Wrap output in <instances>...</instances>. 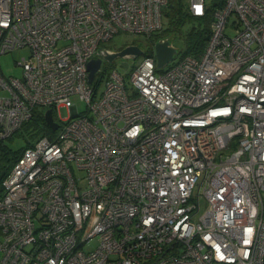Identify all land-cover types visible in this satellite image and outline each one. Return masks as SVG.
I'll return each mask as SVG.
<instances>
[{"label":"built area","instance_id":"obj_1","mask_svg":"<svg viewBox=\"0 0 264 264\" xmlns=\"http://www.w3.org/2000/svg\"><path fill=\"white\" fill-rule=\"evenodd\" d=\"M185 1L215 4L202 52L122 74L102 43L159 31L169 0H0V54L29 48L0 140L34 107L58 123L1 181L0 264H264V0Z\"/></svg>","mask_w":264,"mask_h":264},{"label":"trees","instance_id":"obj_2","mask_svg":"<svg viewBox=\"0 0 264 264\" xmlns=\"http://www.w3.org/2000/svg\"><path fill=\"white\" fill-rule=\"evenodd\" d=\"M213 6H215V4L211 3V5L207 7L204 15L194 16L188 12L187 6L184 8L181 3L175 2L174 0H169L167 6L163 9V13L169 17L171 25H169V27L165 30L159 32L157 31L151 35H148L146 40L149 42V45L148 43L146 44L141 41L134 40L130 41L129 43H125L124 46L135 44L142 48L144 51L143 55H153L152 43L154 44L157 39L170 37L169 34H167L169 28L174 27L176 29H180L186 20H190V26L183 32L185 48L184 50L179 49V54L181 56H198L202 52L210 35V23L212 11L214 10ZM44 110L45 108L42 107H34L32 109L30 118L18 129L19 131H25L24 133H21V137L24 142L23 146L14 148L5 143L6 138L0 140V196L2 195L3 191L1 181L8 173L13 163L20 157L23 150L26 147L32 145L33 142L43 134L52 133V129L46 124L44 120ZM53 114L55 115L54 109ZM13 134L7 138H10ZM262 217H264V208H262Z\"/></svg>","mask_w":264,"mask_h":264},{"label":"rangeland","instance_id":"obj_3","mask_svg":"<svg viewBox=\"0 0 264 264\" xmlns=\"http://www.w3.org/2000/svg\"><path fill=\"white\" fill-rule=\"evenodd\" d=\"M174 1L181 3L184 8H186V6H187V3L185 0H174ZM231 20H232V18L229 19V21H231ZM190 24H191V21L186 20L184 22V24L180 27V29H176L174 27L168 29L167 34H169V36L172 37V45L175 48H178L180 50H184L185 40L183 37V32L190 26ZM169 25H171L169 17L163 13V15H162V27L159 31L167 29L169 27ZM233 30H234L233 25L230 24V25H228L226 33L229 35H232ZM147 37L148 36H146V35H136V34H129V33H125V32H119V33L114 34L110 40L102 43V45L119 51L120 49H122L124 47L125 43H129L130 41H134V40H138V41H141V42L146 43V44L148 43V45H149V42L146 40ZM161 39H165V38H161ZM153 45L154 44L152 43V47H153ZM28 55H29V48L28 47L17 48V49H14L12 51H8L4 54H0V73L5 78H7L8 76H11V75L21 76L22 69H21V66L18 64V62L21 60L22 57H27ZM142 55H140V56H142ZM140 56H138L137 58H139ZM124 60L127 61L129 64V66L127 68H124L123 66L120 65L121 61H124ZM135 61L136 60L131 58V57H127V58L116 57L113 60V63H108L109 64L108 66H112V67L114 66V67H116V69L120 73L126 74L132 70ZM101 88H102V83L99 86V89H101ZM2 93H4V92H2ZM72 99H73V101H76L75 103L77 104L78 111L82 112L85 108L84 102L79 100L77 97H73ZM59 112H60V115L63 117H66L69 114V111L65 107H61ZM55 118H57L56 115H55ZM24 132H25L24 130H20V131L18 130L10 138H6L5 143L10 145L11 147H14V148L19 147V146H23L24 142H23V139L21 137V135H22L21 133H24ZM77 174L82 175L83 172H78ZM205 207H206V204L203 201V203L201 204V211L204 210Z\"/></svg>","mask_w":264,"mask_h":264},{"label":"water","instance_id":"obj_4","mask_svg":"<svg viewBox=\"0 0 264 264\" xmlns=\"http://www.w3.org/2000/svg\"><path fill=\"white\" fill-rule=\"evenodd\" d=\"M177 53V49L172 47L170 45L169 39H158L154 42L153 45V54L156 60V66L158 68L164 67L165 64L172 61ZM143 54V50L135 45V44H129L124 46L119 51L113 52V53H104V58L112 62L116 57H138ZM101 59L100 58H94L88 61L87 63V69L89 71L88 79L89 82H92L95 72L100 66ZM121 66L126 68L128 66L126 61H121ZM44 120L46 124L52 129L55 130L58 127V123L54 120L53 112L51 108H47L43 112Z\"/></svg>","mask_w":264,"mask_h":264},{"label":"flooded vegetation","instance_id":"obj_5","mask_svg":"<svg viewBox=\"0 0 264 264\" xmlns=\"http://www.w3.org/2000/svg\"><path fill=\"white\" fill-rule=\"evenodd\" d=\"M131 58H133V59H135V60L137 59V57H135V58H134V57H131ZM124 61H125V60H124ZM112 62H113V61H112ZM126 62H127V61H126ZM127 64H128V62H127ZM128 65H129V64H128Z\"/></svg>","mask_w":264,"mask_h":264}]
</instances>
